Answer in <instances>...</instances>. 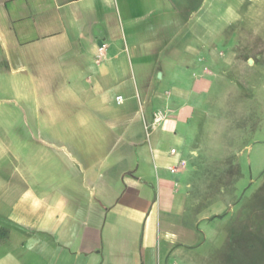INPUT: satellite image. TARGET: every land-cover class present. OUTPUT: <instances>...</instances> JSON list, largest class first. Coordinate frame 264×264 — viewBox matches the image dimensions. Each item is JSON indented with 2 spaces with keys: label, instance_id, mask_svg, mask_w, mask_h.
<instances>
[{
  "label": "crops",
  "instance_id": "obj_1",
  "mask_svg": "<svg viewBox=\"0 0 264 264\" xmlns=\"http://www.w3.org/2000/svg\"><path fill=\"white\" fill-rule=\"evenodd\" d=\"M181 6L0 0V264H208L180 161L227 81Z\"/></svg>",
  "mask_w": 264,
  "mask_h": 264
},
{
  "label": "rangeland",
  "instance_id": "obj_2",
  "mask_svg": "<svg viewBox=\"0 0 264 264\" xmlns=\"http://www.w3.org/2000/svg\"><path fill=\"white\" fill-rule=\"evenodd\" d=\"M181 3L182 13L192 6L196 14L180 29V47L190 39L199 49L206 39L227 81L198 99L187 121L189 152L180 165L188 207L208 215L197 223L196 256L208 264H264V0ZM1 122L12 129L11 120ZM241 236H255L256 248Z\"/></svg>",
  "mask_w": 264,
  "mask_h": 264
},
{
  "label": "trees",
  "instance_id": "obj_3",
  "mask_svg": "<svg viewBox=\"0 0 264 264\" xmlns=\"http://www.w3.org/2000/svg\"><path fill=\"white\" fill-rule=\"evenodd\" d=\"M258 210H260V208H256V210H254L255 212H257ZM254 212V213H255ZM233 227V226H232ZM235 236H232V238L231 239H233ZM236 238V240H238L239 239V236L238 237H235ZM241 239H243L244 240V238L241 236ZM240 239V240H241ZM244 241H246V243L247 242H249L248 244H249V246L251 247V250H254L255 248H256V245H257V243H258V240H256V238H255V236H253V238L252 239H248V241L247 240H244ZM260 241H262L261 239H260ZM259 241V242H260ZM244 243V242H243ZM253 247H252V246Z\"/></svg>",
  "mask_w": 264,
  "mask_h": 264
},
{
  "label": "built area",
  "instance_id": "obj_4",
  "mask_svg": "<svg viewBox=\"0 0 264 264\" xmlns=\"http://www.w3.org/2000/svg\"><path fill=\"white\" fill-rule=\"evenodd\" d=\"M102 48H104V45H101L100 46V50L102 49ZM116 101L117 102H120L121 101V96H117L116 97ZM163 119V114L162 113H157L156 115H155V117H154V120H153V123L154 124H157L159 121H161ZM171 152H174V149H171Z\"/></svg>",
  "mask_w": 264,
  "mask_h": 264
}]
</instances>
